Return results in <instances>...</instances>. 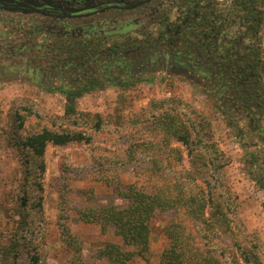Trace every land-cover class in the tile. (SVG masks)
<instances>
[{"label":"rangeland","instance_id":"rangeland-1","mask_svg":"<svg viewBox=\"0 0 264 264\" xmlns=\"http://www.w3.org/2000/svg\"><path fill=\"white\" fill-rule=\"evenodd\" d=\"M9 15L13 20L24 17ZM170 98L180 99L209 121L212 138L228 161L223 175L237 196L240 217L264 245V122L250 123L247 110L221 109L213 94L200 93L192 82L165 74L144 78L128 89L106 86L77 100L79 112L101 118L99 130L81 129L90 141L48 145L44 172L32 165L26 174L18 141L42 128H74L61 119L62 94L47 92L28 79H0V264H105L99 251L107 243L132 251L112 228L84 223L79 216L85 209L122 206L125 201L117 191L136 181L146 184L143 174L149 166V149L159 148V153L164 146L162 135L154 133L150 122ZM94 122V118L78 120ZM136 144L144 145L142 153L135 150ZM170 147L184 154L180 144L172 142ZM130 148L136 151L131 154L134 160L129 158ZM23 191L30 196L25 210L20 208ZM168 218L167 213L154 216L145 260L135 256L128 264H157L166 246L162 227Z\"/></svg>","mask_w":264,"mask_h":264},{"label":"flooded vegetation","instance_id":"flooded-vegetation-1","mask_svg":"<svg viewBox=\"0 0 264 264\" xmlns=\"http://www.w3.org/2000/svg\"><path fill=\"white\" fill-rule=\"evenodd\" d=\"M156 74L264 122V0H0V79L60 93Z\"/></svg>","mask_w":264,"mask_h":264},{"label":"trees","instance_id":"trees-1","mask_svg":"<svg viewBox=\"0 0 264 264\" xmlns=\"http://www.w3.org/2000/svg\"><path fill=\"white\" fill-rule=\"evenodd\" d=\"M105 82L121 88L132 83L129 79L117 77L115 81L102 75L91 76L75 88L61 87L60 94L64 96L61 119L74 129L42 128L18 141L16 147L24 152L26 174H30L32 165L40 174L44 172L48 145L64 147L90 141L81 129L99 130L101 118L98 114L79 112L77 100ZM161 108L150 124L154 133L162 135L164 146L159 153V148L149 149V166L143 174L146 184L136 181L117 191V196L125 201L122 206L85 209L79 216L84 223L112 228L122 245L132 248L123 250L120 245L107 243L99 251V258L105 264H128L135 256L145 260L151 221L157 213H167L169 218L162 227L166 246L157 264H264V245L256 233L246 229L240 217L237 196L223 175L228 161L212 138L209 121L200 118L180 99L163 101ZM93 118L92 125L78 123L79 119ZM172 142L180 144L184 154L178 147H170ZM140 144L134 148L142 153L140 146L144 145ZM131 149L129 158L134 160L136 157L131 154L136 151ZM29 198L27 191H23L21 209L25 210ZM36 205L40 206V202ZM18 213L25 219L21 210Z\"/></svg>","mask_w":264,"mask_h":264}]
</instances>
